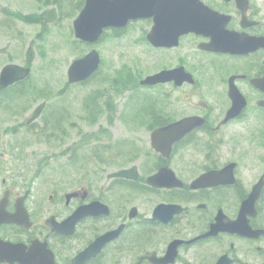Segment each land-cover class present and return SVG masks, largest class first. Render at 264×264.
Returning a JSON list of instances; mask_svg holds the SVG:
<instances>
[{
	"label": "flooded vegetation",
	"instance_id": "obj_1",
	"mask_svg": "<svg viewBox=\"0 0 264 264\" xmlns=\"http://www.w3.org/2000/svg\"><path fill=\"white\" fill-rule=\"evenodd\" d=\"M199 1L211 9L199 8L209 27L179 34L173 45L148 38L154 17L106 27L100 37L101 44L117 38L126 52L136 44L148 58L158 57L160 67L137 80L139 99L126 121L147 126L141 140L150 151L127 139L130 149L119 154L126 162L116 165L118 154L107 159L96 152L93 170L88 163L76 169L83 182L73 185L78 177L70 171L64 188L47 193L9 187L2 177L0 205L14 214L22 204L28 212L27 224H0L3 240L39 241L57 264H264V0ZM212 34L231 35L234 52L210 48ZM152 75L155 81L143 82ZM34 110L26 126L35 129ZM121 170L125 175L116 174ZM90 176L102 184L95 187ZM145 197L149 203L141 202ZM45 249L39 252L48 264Z\"/></svg>",
	"mask_w": 264,
	"mask_h": 264
},
{
	"label": "rangeland",
	"instance_id": "obj_2",
	"mask_svg": "<svg viewBox=\"0 0 264 264\" xmlns=\"http://www.w3.org/2000/svg\"><path fill=\"white\" fill-rule=\"evenodd\" d=\"M80 1L0 0V71L9 62L32 67L21 85L0 95V150L6 151L5 162L0 165V183L2 177H9V187H31L47 193L50 186L64 188L61 182L70 181V171L78 177L73 176L72 184H79L84 178L78 176L77 167L88 163V169L93 170L94 164L89 163L96 152L103 151L107 159L118 154L116 165L126 162L119 154L130 149L127 139L150 151L148 143L141 140L147 136V126L136 129L126 121L139 99L141 86L139 89L136 82L160 67L158 57L148 54V58L136 44L126 52L125 43L117 38L93 44L102 56L99 70L90 80L68 83L70 63L92 47L74 36L73 21ZM54 6L58 19L45 23L44 12ZM139 24L146 28L145 21ZM136 30L140 42L139 27ZM30 46L35 57L28 63ZM128 72L135 76L124 80L123 73ZM43 102L37 127L26 126L29 114ZM62 115H66L64 122ZM72 161L76 164L71 169L67 164ZM89 181L97 187L103 179L90 176ZM147 199L141 202L149 203Z\"/></svg>",
	"mask_w": 264,
	"mask_h": 264
},
{
	"label": "water",
	"instance_id": "obj_3",
	"mask_svg": "<svg viewBox=\"0 0 264 264\" xmlns=\"http://www.w3.org/2000/svg\"><path fill=\"white\" fill-rule=\"evenodd\" d=\"M199 8L202 10L209 9L199 0H181V2H169L167 0H86L85 7L78 14L74 21V30L77 39H81L89 44L99 41L105 27L123 26L129 20H138V18L154 17L155 27L148 35V38L157 45L166 43L173 45L176 42L178 35L187 31L201 32L204 28L209 27V23L201 20ZM214 12V11H213ZM47 21H54L56 9L46 12ZM175 31L174 36L168 38L165 32ZM213 42L210 48L216 50H224L226 52H234L230 41L229 34L213 35ZM228 37L227 44L214 45V41L219 38ZM172 43V39H174ZM171 43V44H170ZM231 43V44H230ZM29 60L35 57L33 47L27 51ZM101 54L96 48H92L86 55L74 59L68 68L67 76L70 83L81 82L92 77L100 67ZM0 76V89L8 87L9 84L27 77L30 72V67L20 66L15 63H9L3 67ZM156 80V76L152 75L143 80L144 83H152ZM45 104L38 106L31 120L37 118L42 112ZM233 112L238 106L233 105ZM234 114V113H233ZM231 115V114H230ZM159 142V143H158ZM154 142L158 148H162L160 141ZM126 172L121 170L117 175H125ZM5 202L0 205V224L3 222H19L27 224L28 212L23 208L22 204L17 206V211L12 214L5 208ZM81 214V210L79 211ZM103 238V237H102ZM47 246L34 241L31 245H26L23 242H12L3 240L0 237V263L8 261L10 263L19 262L20 264H44L42 263L39 249H45ZM46 255L49 257L48 264L55 263L54 256L51 250L45 249Z\"/></svg>",
	"mask_w": 264,
	"mask_h": 264
},
{
	"label": "trees",
	"instance_id": "obj_4",
	"mask_svg": "<svg viewBox=\"0 0 264 264\" xmlns=\"http://www.w3.org/2000/svg\"><path fill=\"white\" fill-rule=\"evenodd\" d=\"M83 4V1L81 0L79 3H78V6H81Z\"/></svg>",
	"mask_w": 264,
	"mask_h": 264
}]
</instances>
